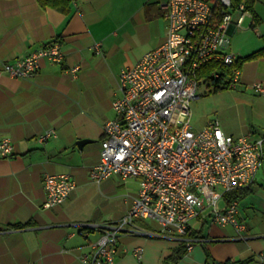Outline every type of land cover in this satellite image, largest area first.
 Returning <instances> with one entry per match:
<instances>
[{
    "label": "crops",
    "instance_id": "crops-1",
    "mask_svg": "<svg viewBox=\"0 0 264 264\" xmlns=\"http://www.w3.org/2000/svg\"><path fill=\"white\" fill-rule=\"evenodd\" d=\"M162 1L71 0L63 12L37 0H0V65L52 42L63 55L61 63L42 58L32 77L0 72V140L14 147L10 157H0V264H83L81 256L102 232L80 226L114 224L128 211L138 181L110 177L96 183L90 172L120 96L121 71L165 40ZM252 10L229 41L227 51L237 59L264 48V0ZM240 71L239 82L220 92L235 111L237 126L229 134L257 139L264 136V57L244 61ZM256 84L262 91H255ZM49 129L55 137L39 143ZM81 140L89 142L78 147ZM46 173H69L76 182L70 197L50 209L41 206ZM238 218L246 225L242 238L231 225L191 220V250L176 264L257 263L264 254V157L239 200ZM133 228L144 234L121 233L114 264H165L181 243L159 234L155 223L135 219Z\"/></svg>",
    "mask_w": 264,
    "mask_h": 264
},
{
    "label": "built area",
    "instance_id": "built-area-1",
    "mask_svg": "<svg viewBox=\"0 0 264 264\" xmlns=\"http://www.w3.org/2000/svg\"><path fill=\"white\" fill-rule=\"evenodd\" d=\"M160 7L167 26L165 40L121 71L120 96L112 102L115 118L103 125L99 162L90 172L96 183L110 177L136 179L138 190L117 223L80 226L102 232L91 251L81 256L83 264H114L120 234L130 230L144 234L133 228L135 219L155 223L161 235L191 242L189 224L196 218L231 225L239 238L246 231L238 218L239 200L225 201L224 195L252 185L264 157V136L226 134L217 120L194 129L190 104L198 98L196 72L204 63H236L237 57L227 51L229 41L249 12L244 2L234 0H163ZM236 11L240 15L234 20ZM42 58L61 63L58 43L44 44L14 63H3L0 72L11 78L32 77ZM239 78L240 69H233L226 78L229 88ZM254 88L262 91L260 84ZM55 135L49 129L37 141L45 143ZM13 150L9 139L0 140L1 158L10 157ZM42 186L41 206L50 209L70 197L76 182L69 173H46ZM141 253V248L134 250L137 258ZM257 260L256 264H264V254Z\"/></svg>",
    "mask_w": 264,
    "mask_h": 264
},
{
    "label": "trees",
    "instance_id": "trees-1",
    "mask_svg": "<svg viewBox=\"0 0 264 264\" xmlns=\"http://www.w3.org/2000/svg\"><path fill=\"white\" fill-rule=\"evenodd\" d=\"M71 0H37V2L42 7H52L59 11H66V7ZM257 0H234L235 4L244 2L246 9L253 13V5ZM264 57V48L258 51H255L244 58L237 59L236 63L231 66L224 65L222 62L210 60L204 63L200 69L196 72V79L199 81V84H205L206 86H212L214 92L224 91L229 89V80L232 75V71L235 68H241V65L244 61L256 60ZM214 73L219 74V77H213ZM244 190H235L230 191L224 195L225 201H230L232 199L240 200L244 194ZM24 224L22 226H25ZM18 226V225H17ZM189 240L193 237L188 236ZM181 243L172 249L171 254L165 259V264H176V262L185 254L187 251V246L191 244V241L187 240H178Z\"/></svg>",
    "mask_w": 264,
    "mask_h": 264
},
{
    "label": "rangeland",
    "instance_id": "rangeland-1",
    "mask_svg": "<svg viewBox=\"0 0 264 264\" xmlns=\"http://www.w3.org/2000/svg\"><path fill=\"white\" fill-rule=\"evenodd\" d=\"M239 15V12H234V20L237 19ZM212 89L211 85H199L197 91L198 98L193 100L190 104L191 125L194 129H200L204 126V124L217 120L224 130V133H233V127L237 126L233 106L230 108L227 107L223 96L220 94L223 90L214 92ZM112 100H114V98H112ZM111 116L113 117L112 119H114L113 111L111 112Z\"/></svg>",
    "mask_w": 264,
    "mask_h": 264
},
{
    "label": "water",
    "instance_id": "water-1",
    "mask_svg": "<svg viewBox=\"0 0 264 264\" xmlns=\"http://www.w3.org/2000/svg\"><path fill=\"white\" fill-rule=\"evenodd\" d=\"M87 142H89V141H86V140H81V141H79L78 142V147H81L83 144H85V143H87Z\"/></svg>",
    "mask_w": 264,
    "mask_h": 264
}]
</instances>
